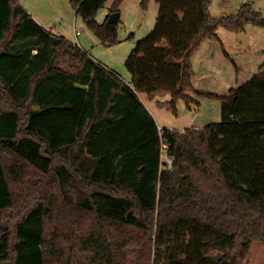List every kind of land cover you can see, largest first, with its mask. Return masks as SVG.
I'll list each match as a JSON object with an SVG mask.
<instances>
[{
	"label": "trees",
	"instance_id": "16d2710c",
	"mask_svg": "<svg viewBox=\"0 0 264 264\" xmlns=\"http://www.w3.org/2000/svg\"><path fill=\"white\" fill-rule=\"evenodd\" d=\"M69 1L103 44L119 42V19L94 18L106 0ZM155 1L153 29L125 60L127 83L18 0H0V264H245L264 245V60L224 95L195 91L191 62L217 28L264 17L247 4L213 17L211 0ZM137 91L169 92L173 111L179 98L199 103L189 92L217 98L220 121L158 127ZM53 181L77 207L64 218L66 250L45 237V221L64 217L48 198ZM112 227L140 231L135 258Z\"/></svg>",
	"mask_w": 264,
	"mask_h": 264
},
{
	"label": "rangeland",
	"instance_id": "374dc122",
	"mask_svg": "<svg viewBox=\"0 0 264 264\" xmlns=\"http://www.w3.org/2000/svg\"><path fill=\"white\" fill-rule=\"evenodd\" d=\"M25 1L31 8L36 10L37 14L40 13L46 18L49 16L45 21L47 27L54 26L56 31H60L68 37L70 36L74 43L76 41L75 36H73V28L76 26V29L80 32L77 39L82 49L127 83L131 81V73L125 65V60L137 42L146 37L153 29L159 9V5L155 0H147L145 6L142 5V0H122L119 4L120 16L116 26L119 42L105 45L92 29L85 24L82 17L76 13L69 0ZM112 2L113 0H106L104 5L96 11L94 18L98 23H102L112 13L110 12ZM244 4H247L249 8L264 17V0H211L209 12L213 17L232 15L236 14ZM216 34L221 41L219 42L220 39L217 41L205 39L191 59L195 71V74L192 75V83L195 89L201 90V92L224 95L228 93L230 87L243 84L259 70V66L264 60L262 53L264 49V25L247 22L244 24L243 29L238 31L219 27L216 29ZM211 50L213 55H210ZM198 75L200 77L197 80ZM156 96L163 103L159 105L154 113L157 123L161 127L179 128L180 125L189 121V116H186L190 114L186 112L188 109L184 99L179 98L176 101L175 111H173L167 104L171 99L169 92L157 94ZM198 100L202 104L194 103V105L196 107L202 105V109L197 112L206 113L207 110L208 114L206 115H208L209 122L220 121L219 99L202 96ZM202 113L199 112V115H202ZM164 166L161 162L162 169L166 168ZM50 184L48 191L51 194L48 198L54 205L59 206V210H64V217L53 215L45 221V237L47 242L55 241L66 250L70 240L67 237L69 232L66 231L67 221H64V218L71 216L69 209L75 210L77 207L68 205V196L54 181ZM72 194V197H69L70 200L76 201L78 195ZM74 213L81 226L84 223L88 224V221L91 222V216L88 214ZM111 232L112 235L114 233V235H119L121 240L123 239L125 245L122 250L126 252V257L128 259L135 258L141 242L140 231L121 228L115 231L112 227ZM86 262H88V258L81 256L79 259H74L72 264H84ZM150 264H152V259ZM245 264H264L263 244H256L253 247Z\"/></svg>",
	"mask_w": 264,
	"mask_h": 264
},
{
	"label": "crops",
	"instance_id": "0c3cea01",
	"mask_svg": "<svg viewBox=\"0 0 264 264\" xmlns=\"http://www.w3.org/2000/svg\"><path fill=\"white\" fill-rule=\"evenodd\" d=\"M19 1V3L25 8V10L40 24V25H42V26H44V27H46V28H48V29H50L52 32H54V33H58V34H61V35H63V36H65V37H67L69 40H71L72 38L69 36H66V35H64V34H62L60 31H56L55 30V28H54V26H52V27H47L46 26V19L49 17H45L44 15H40V13L39 14H37V12H35L36 10H34V8H31L30 7V5L25 1V0H18ZM60 19V18H59ZM60 23V22H59ZM74 29H76V26H74V28H73V31H74ZM77 30V29H76ZM79 31V30H78ZM79 34H80V32H79ZM79 34L77 35V36H75V34L73 35V36H75L74 37V39H75V41L76 42H78L79 43V41H78V39H77V37L79 36ZM219 37V36H218ZM219 39H220V37H219ZM72 41V40H71ZM217 41V40H216ZM221 41V39L219 40V42ZM79 45H80V43H79ZM209 46V45H208ZM80 47H81V45H80ZM82 48V47H81ZM210 55H213V51L211 50L210 51ZM208 58V57H207ZM210 58V57H209ZM195 74V71H194V68H193V75ZM200 76L198 75L197 76V80H198V78H199ZM193 88H194V90L195 91H201V90H197V89H195V86H194V84H193ZM189 95H190V97H192L193 99H195V100H197L198 102H199V100L198 99H200L201 97L200 96H198V95H196L194 92H189L188 93ZM137 95H138V97H139V99H140V101L144 104V106L148 109V111L152 114V116L154 117V119H155V121H156V123H157V119H156V116H155V111H156V109H158L159 108V105L157 104V102H160L161 100H159V98H157V96L156 97H154V98H149L148 97V95H147V93H145V92H140V91H137ZM205 100H207L206 98H204ZM200 103V102H199ZM200 104H202V103H200ZM187 111L186 112H188L190 115H187L186 117H188L189 116V121L187 122V123H185V124H182V125H180V127L178 128V127H172V126H169V128H171V129H176V130H179V131H181V130H184L185 128H187V127H191V128H201L202 126H204V125H206V124H208V123H211V122H209L210 120H208V115H206V114H208L207 113V110H206V113H202V111H199V112H201L202 113V115H199V112H197L199 109H202V105L200 106V107H196L195 105H194V103L193 102H191L188 106H187ZM157 125H158V127H161L158 123H157Z\"/></svg>",
	"mask_w": 264,
	"mask_h": 264
},
{
	"label": "built area",
	"instance_id": "2783aa9c",
	"mask_svg": "<svg viewBox=\"0 0 264 264\" xmlns=\"http://www.w3.org/2000/svg\"><path fill=\"white\" fill-rule=\"evenodd\" d=\"M74 34H75V36H77L79 34V31L74 29ZM75 44L79 45L78 42H76ZM160 160H161L162 164L165 165L164 167H166V168H171L172 167L173 158H172V156H170L168 154L167 149H166V144H164V143L161 144ZM163 160H164V162H163Z\"/></svg>",
	"mask_w": 264,
	"mask_h": 264
},
{
	"label": "water",
	"instance_id": "95a60500",
	"mask_svg": "<svg viewBox=\"0 0 264 264\" xmlns=\"http://www.w3.org/2000/svg\"><path fill=\"white\" fill-rule=\"evenodd\" d=\"M119 16H120L119 11H117V12H112V13L109 15V17H108L107 22H108V23H115V22H117V20L119 19ZM218 257H221V254H220V253H218Z\"/></svg>",
	"mask_w": 264,
	"mask_h": 264
}]
</instances>
